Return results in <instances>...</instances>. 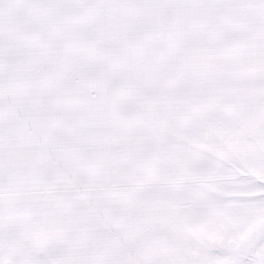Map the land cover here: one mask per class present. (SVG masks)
I'll list each match as a JSON object with an SVG mask.
<instances>
[{
	"label": "snow or ice",
	"instance_id": "6c2138e0",
	"mask_svg": "<svg viewBox=\"0 0 264 264\" xmlns=\"http://www.w3.org/2000/svg\"><path fill=\"white\" fill-rule=\"evenodd\" d=\"M0 264H264V0H0Z\"/></svg>",
	"mask_w": 264,
	"mask_h": 264
}]
</instances>
